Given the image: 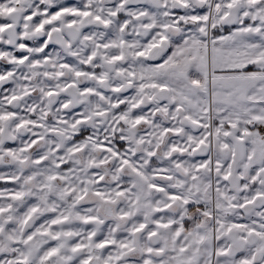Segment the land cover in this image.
I'll list each match as a JSON object with an SVG mask.
<instances>
[{"label":"snow or ice","instance_id":"1","mask_svg":"<svg viewBox=\"0 0 264 264\" xmlns=\"http://www.w3.org/2000/svg\"><path fill=\"white\" fill-rule=\"evenodd\" d=\"M0 62V264H264V0H0Z\"/></svg>","mask_w":264,"mask_h":264},{"label":"flooded vegetation","instance_id":"2","mask_svg":"<svg viewBox=\"0 0 264 264\" xmlns=\"http://www.w3.org/2000/svg\"><path fill=\"white\" fill-rule=\"evenodd\" d=\"M0 64H2V62H0ZM8 67H10V66H8ZM5 87H10V85H6ZM8 171H10V169L8 170V168H6V167H0V173L8 172ZM7 185L13 186L11 183L0 181V189L1 188H9V187H6Z\"/></svg>","mask_w":264,"mask_h":264},{"label":"rangeland","instance_id":"3","mask_svg":"<svg viewBox=\"0 0 264 264\" xmlns=\"http://www.w3.org/2000/svg\"><path fill=\"white\" fill-rule=\"evenodd\" d=\"M8 170H9V168H8ZM6 187L11 188V187H14V185L13 186L7 185ZM2 189H4V188H1L0 190H2Z\"/></svg>","mask_w":264,"mask_h":264}]
</instances>
